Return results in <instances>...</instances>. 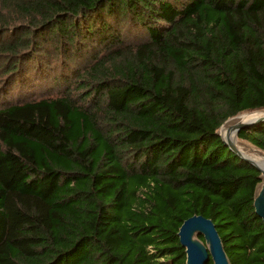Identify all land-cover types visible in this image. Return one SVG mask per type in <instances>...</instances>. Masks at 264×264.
Here are the masks:
<instances>
[{"label":"trees","instance_id":"1","mask_svg":"<svg viewBox=\"0 0 264 264\" xmlns=\"http://www.w3.org/2000/svg\"><path fill=\"white\" fill-rule=\"evenodd\" d=\"M0 69V264H185L195 214L264 264L260 172L216 133L264 109V0H0Z\"/></svg>","mask_w":264,"mask_h":264},{"label":"water","instance_id":"2","mask_svg":"<svg viewBox=\"0 0 264 264\" xmlns=\"http://www.w3.org/2000/svg\"><path fill=\"white\" fill-rule=\"evenodd\" d=\"M242 114L259 115L248 122L236 125V136L240 129L264 121V109H258L243 113L240 112L234 116L227 118L220 125L216 133L220 136L223 143L236 154V156L247 161L248 163L256 167L260 172L259 177L261 181L257 184L255 189L253 206L255 213L262 219V222L264 224V164L251 155L243 153L234 144L227 142L220 134V128L227 121L233 120ZM256 149L258 150H251V153L259 154L264 159V153H262L264 152V150L258 147H256ZM177 235L179 237L181 246H183L185 249V264H207L210 259L212 260L213 264H230L228 257L224 251V247L222 245V241L218 234V231L216 230V227L210 218H206L202 215L196 214L186 218L181 223ZM198 235H202L204 239L199 238Z\"/></svg>","mask_w":264,"mask_h":264},{"label":"rangeland","instance_id":"3","mask_svg":"<svg viewBox=\"0 0 264 264\" xmlns=\"http://www.w3.org/2000/svg\"><path fill=\"white\" fill-rule=\"evenodd\" d=\"M1 70V69H0ZM2 75L3 74H0V77L2 78ZM16 91H17V89H16ZM16 98V97H15ZM12 95H9V96H7L6 97V99H4V100H2L1 102H0V104H3V103H5V102H7V101H9L10 99H15ZM8 99V100H7ZM243 113V112H242ZM253 115H255V114H242V115H240L239 117H237V118H235V119H233V120H230V121H227L221 128H220V132H221V134H222V136H223V129H224V127H225V125L227 124V125H229L230 123H231V121H234V120H236V119H240L239 120V123H238V121L237 122H233L234 124H240L241 123V121L243 122H247V121H250L251 119H253L254 117H257L258 115H255V116H253ZM244 117V118H243ZM247 118V119H246ZM234 127H236V126H234ZM230 129V128H229ZM234 133L235 132H232V133H230V135H229V137H230V139H231V141H234V139H237V143H235L236 144V147L238 148V149H240L243 153H246V154H250L249 152H252L251 150H258V149H256V147H254V146H252V145H250L248 142H246L245 140H242V139H240V138H238V137H233L234 136ZM262 152V151H261ZM262 153H264V152H262ZM254 155H258V154H256V153H254ZM254 155H252V156H254Z\"/></svg>","mask_w":264,"mask_h":264},{"label":"bare ground","instance_id":"4","mask_svg":"<svg viewBox=\"0 0 264 264\" xmlns=\"http://www.w3.org/2000/svg\"><path fill=\"white\" fill-rule=\"evenodd\" d=\"M244 118V117H243ZM247 119V118H246ZM239 120L240 119H236V120H234V121H231V123L229 124V125H225V127H224V129H223V138L227 141V142H229V143H232V144H234L235 146H236V144L235 143H237V139H234V141H231V139H230V137H229V135H230V133H232V132H235L234 133V136L233 137H235L236 136V127H234V126H236V125H238V124H234L233 122H237L238 121V123H239ZM248 122V121H247ZM241 123H244V121L242 122L241 121ZM230 128V129H229ZM220 134H221V132H220ZM222 135V134H221ZM237 137V136H236ZM235 142V143H234ZM249 155H254V153H251L250 152V154ZM252 157H254L255 159H257V160H259V161H261L263 164H264V159L258 154V155H254V156H252Z\"/></svg>","mask_w":264,"mask_h":264}]
</instances>
